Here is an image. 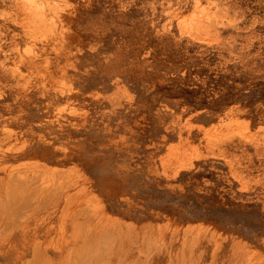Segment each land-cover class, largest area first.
Returning <instances> with one entry per match:
<instances>
[{
    "label": "rangeland",
    "instance_id": "obj_1",
    "mask_svg": "<svg viewBox=\"0 0 264 264\" xmlns=\"http://www.w3.org/2000/svg\"><path fill=\"white\" fill-rule=\"evenodd\" d=\"M0 264H264V0H0Z\"/></svg>",
    "mask_w": 264,
    "mask_h": 264
},
{
    "label": "bare ground",
    "instance_id": "obj_2",
    "mask_svg": "<svg viewBox=\"0 0 264 264\" xmlns=\"http://www.w3.org/2000/svg\"><path fill=\"white\" fill-rule=\"evenodd\" d=\"M42 170H43V168H42ZM43 171H46V170H43ZM43 171H42V173H44ZM53 171H54V170H53ZM55 172H59V173H60V171H55ZM55 172H54V174H55ZM64 172H65V171H64ZM46 173L48 174V172H46ZM61 173H63V172H61ZM61 173H60V174H61ZM50 174H52V173H50ZM56 174L58 175V173H56ZM54 176H56V175H54ZM63 176H65V173H64ZM52 177H53V176H52ZM55 178H56V177H55ZM51 181H52V180H51ZM52 182H53V181H52ZM55 182H56V181H55ZM47 183H48V182H47ZM47 183L44 184L45 186L47 185L46 187L44 186V187H45V190H46L47 187L49 188V186H48ZM49 183H51V182H49ZM57 183H58V182H56V184H57ZM54 184H55V183H54ZM54 184H53V185H54ZM57 185L61 187L62 184H61V185H60V184H57ZM57 185H54V186H57ZM54 186H53V187H54ZM63 186H64V185H63ZM63 186H62V187H63ZM64 187H65V189H66L67 186H64ZM64 187H63V189H64ZM31 188H33V187H31ZM51 188H52V186H51ZM55 188H56V187H55ZM34 189H35V188H34ZM38 189H40V188H38ZM57 189H60V188L57 187ZM41 190H42V191H41ZM41 190H40V192L45 191V190H43V189H41ZM49 190H50V188H49ZM49 190H47L46 192L49 193ZM54 190H55V189H54ZM55 191H56V190H55ZM58 191H59V190H58ZM60 191H61V190H60ZM61 192H62V191H61ZM61 192H60V193H61ZM48 193H47V194H48ZM56 193H57V191H56ZM51 197H53V196H51ZM49 199H50V197H49ZM43 200H45V198H44ZM39 203H40V202H39Z\"/></svg>",
    "mask_w": 264,
    "mask_h": 264
}]
</instances>
